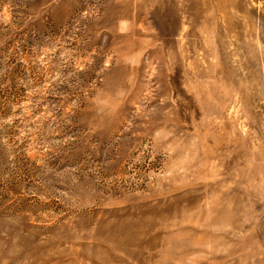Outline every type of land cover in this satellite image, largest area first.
I'll use <instances>...</instances> for the list:
<instances>
[{"label": "rangeland", "instance_id": "obj_1", "mask_svg": "<svg viewBox=\"0 0 264 264\" xmlns=\"http://www.w3.org/2000/svg\"><path fill=\"white\" fill-rule=\"evenodd\" d=\"M0 264H264V0H0Z\"/></svg>", "mask_w": 264, "mask_h": 264}]
</instances>
